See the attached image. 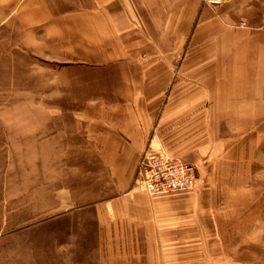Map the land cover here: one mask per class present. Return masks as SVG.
I'll return each mask as SVG.
<instances>
[{
    "label": "crops",
    "instance_id": "obj_1",
    "mask_svg": "<svg viewBox=\"0 0 264 264\" xmlns=\"http://www.w3.org/2000/svg\"><path fill=\"white\" fill-rule=\"evenodd\" d=\"M6 1L1 23L21 25L27 48L63 68L113 79L105 95L91 96L80 117L88 121L85 143L74 144L97 154L113 194L104 205L86 208L72 206L64 190L53 213L74 222L90 214L100 225L102 238L81 264H255L256 256L239 250L254 238L241 234L239 224L227 232L232 225L217 218L221 210L214 206L222 196L213 189L227 183L231 153L264 120V26L224 27L207 8L196 24L194 18L185 24L187 0ZM163 1L174 12L163 13ZM163 15H169L166 32ZM192 24L178 72L173 57ZM155 144L201 164L215 187L173 197L134 191L142 153ZM7 218L0 227V264H50V241L41 240L35 259L31 228L12 231ZM18 232L30 238L13 239ZM70 260L59 254L54 263Z\"/></svg>",
    "mask_w": 264,
    "mask_h": 264
},
{
    "label": "rangeland",
    "instance_id": "obj_2",
    "mask_svg": "<svg viewBox=\"0 0 264 264\" xmlns=\"http://www.w3.org/2000/svg\"><path fill=\"white\" fill-rule=\"evenodd\" d=\"M8 4L0 0V227L8 217L12 231L31 228L37 248L35 259L44 238L50 241V264H57L54 262L59 254L71 259L67 264H81L90 260V245L102 238L100 225H95L90 214L74 222L60 220L53 213L64 190L72 195V206L86 208L104 205L113 194L114 185L97 154L82 150V146L77 150L74 145L85 143L83 126L88 121L80 117L89 109L91 96L105 95L114 86L113 79L110 81L105 72L92 73L87 68H63L27 48L21 25L11 20L1 23ZM164 4L163 13L174 12L169 2ZM206 8L224 27L264 26V0H187L183 22L194 18L196 24ZM168 16L163 15V32L169 26ZM195 24L190 25L188 33L186 25L182 27L188 38L179 41V51L173 57L178 72ZM160 44L169 46V40ZM231 156L233 166L228 169L226 184L213 189L214 184L207 183L209 174L202 172L200 164L196 165L200 185L192 191L208 192L212 188L221 194L214 206L221 210L217 218L232 225L227 232L239 224L236 228L241 234L254 238L251 246L239 250L256 256L255 264H264V120L258 122L251 136H243ZM132 188L139 191L135 181ZM182 192L187 191L152 196L173 197ZM25 238L30 236L18 232L13 239Z\"/></svg>",
    "mask_w": 264,
    "mask_h": 264
},
{
    "label": "built area",
    "instance_id": "obj_3",
    "mask_svg": "<svg viewBox=\"0 0 264 264\" xmlns=\"http://www.w3.org/2000/svg\"><path fill=\"white\" fill-rule=\"evenodd\" d=\"M199 182L196 164L152 145L142 153L135 177L136 187L150 195L196 190Z\"/></svg>",
    "mask_w": 264,
    "mask_h": 264
}]
</instances>
